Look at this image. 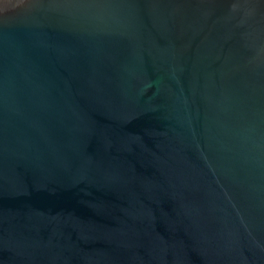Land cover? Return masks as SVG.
I'll use <instances>...</instances> for the list:
<instances>
[{"label":"water","instance_id":"obj_1","mask_svg":"<svg viewBox=\"0 0 264 264\" xmlns=\"http://www.w3.org/2000/svg\"><path fill=\"white\" fill-rule=\"evenodd\" d=\"M0 264H264V0H0Z\"/></svg>","mask_w":264,"mask_h":264}]
</instances>
